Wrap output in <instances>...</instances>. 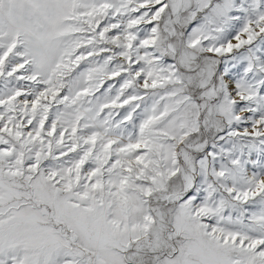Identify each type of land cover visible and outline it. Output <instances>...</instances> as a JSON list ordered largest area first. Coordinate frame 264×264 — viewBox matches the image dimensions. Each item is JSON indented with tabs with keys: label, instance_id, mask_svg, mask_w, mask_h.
I'll use <instances>...</instances> for the list:
<instances>
[{
	"label": "snow or ice",
	"instance_id": "snow-or-ice-1",
	"mask_svg": "<svg viewBox=\"0 0 264 264\" xmlns=\"http://www.w3.org/2000/svg\"><path fill=\"white\" fill-rule=\"evenodd\" d=\"M0 264H264V0H0Z\"/></svg>",
	"mask_w": 264,
	"mask_h": 264
}]
</instances>
